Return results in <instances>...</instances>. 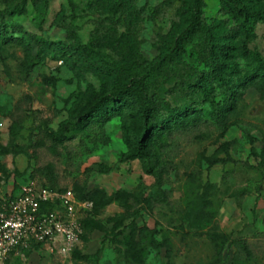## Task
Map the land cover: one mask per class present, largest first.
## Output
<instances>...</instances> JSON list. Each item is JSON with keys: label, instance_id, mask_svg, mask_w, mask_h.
<instances>
[{"label": "rangeland", "instance_id": "374dc122", "mask_svg": "<svg viewBox=\"0 0 264 264\" xmlns=\"http://www.w3.org/2000/svg\"><path fill=\"white\" fill-rule=\"evenodd\" d=\"M20 1L0 0V13L10 11ZM240 2L250 11L264 8V0ZM24 9V13L14 15L7 22L9 32H17L13 35L21 43L0 41V123L3 124L0 145L24 146L26 154L0 156L1 164L10 174L0 182V196L18 194L20 187L30 180L48 187V178L36 170L43 174L50 171L57 189L70 188L75 180L82 179L90 186L104 189L108 195L117 190L132 191L140 179L150 187L154 179L143 173L142 162L124 161L136 144L130 122L133 107L110 111L103 124L109 140L105 146H92L77 136L66 142L58 155H52L36 145V141L45 130L56 133L64 124L75 123L93 94L109 99L119 80L139 79L146 84L152 81L167 100L171 102L175 98L173 105L198 108L195 104L198 94L186 95L179 87L172 95L166 93L173 90L175 82L173 75H169L172 55L179 72L189 80L195 81L208 72L207 65L198 59V37L192 36L184 52L176 50L187 28L179 16L180 0H48L45 10L27 0ZM197 10L205 24L215 28L214 42L226 50L225 57H219V68L230 83L251 69L249 54L264 61V23L246 30L241 25L243 16L237 11L228 14L219 0H201ZM143 62L151 66L150 71L142 67ZM44 76L54 78L55 84H43ZM203 85L210 99L221 98V91L209 79ZM16 109L25 119L22 131L12 141L8 134L9 114ZM231 118L234 126L219 142L212 133L194 143L179 142L174 153V170L170 171V181L164 187L170 205H156L150 213L141 212L135 219L139 226L158 225L157 239H169L173 264H208L214 257L213 244L206 236L209 232L228 237L220 264H230L234 253L230 242L236 239L248 241L254 253L252 260L239 264H264V191L258 194L251 189L249 196L236 201L237 193L259 181V171L240 163L208 168L199 158L202 153L206 157L222 158V153H216L218 144L236 141L237 145L229 151L231 158L249 166L258 163L260 144L254 145L256 155L250 154L247 136L257 141L264 139V87L246 88ZM100 165L118 169L99 174ZM206 182L213 185L208 196L210 221L202 229H189L187 215ZM119 213L118 204L112 203L101 219ZM112 238L121 240L122 235L93 233L90 242L82 248V254L90 257L87 262L63 261L49 254L43 245L32 247L23 259L10 257L7 264H127L114 251ZM164 263L163 251L150 252L144 262Z\"/></svg>", "mask_w": 264, "mask_h": 264}, {"label": "trees", "instance_id": "16d2710c", "mask_svg": "<svg viewBox=\"0 0 264 264\" xmlns=\"http://www.w3.org/2000/svg\"><path fill=\"white\" fill-rule=\"evenodd\" d=\"M30 3L45 10L48 0H29ZM227 13L234 15L239 12L244 18L242 27L250 30L258 23H264V8L250 11L241 6V0H219ZM27 0H21L10 11L0 13V41L3 44L14 40L21 43L20 38L13 35L17 32H9L8 21L14 15L24 13V5ZM201 0H180L179 16L187 24L184 31L182 42L176 50L184 52L185 45L192 40V36L199 39L198 59L208 67L207 74H201L195 80H189L177 69L174 56L169 64V75H173V90L166 93L172 95L175 89L183 91L186 95L198 94L199 100L195 102L198 108L188 105L177 106L175 98L173 101L167 100L160 88H156L152 81L146 84L139 79L131 81L119 80L114 88L113 94L109 99L101 97L98 93L93 94L88 102L82 107L77 116V121L72 124H64L56 133L43 131L36 145L44 147L52 155H58L59 149L66 142L73 141L79 136V139L88 144L102 145L108 144L109 140L104 130V121L108 119V114L122 106L133 107L134 113L130 117L131 125L136 134V144L131 153L124 157V161L140 160L142 162V171L145 175L154 179L153 184L148 187L140 179L132 191L117 190L108 195L106 191L98 186H90L85 180H75L71 188L80 201L92 203L91 212L82 219L81 247H78L71 256L74 262H87L90 257L82 254V248L91 240L93 233L116 232L122 235L121 240L112 238L110 243L114 246V251L127 264H144L150 252L160 253L163 251L165 259L164 264L172 263V248L168 238L158 241L159 231L147 226H139L136 223V217L141 212L150 213L156 205H170V197L167 190L164 189L170 181V171L174 170V153L181 140L194 143L203 140L209 133L215 135L217 142L222 140L227 131L234 126L232 114L235 112L239 99L243 96L244 90L254 85L264 87V61L255 55L249 54L251 60V69L244 71L237 77L234 83L223 76L219 68V57H225V48L217 45L214 40L213 26L205 24L197 10ZM174 63V64H173ZM142 67L150 71L151 66L143 62ZM209 81L221 91V98L217 101L210 99L209 93L203 81ZM42 83L53 86L54 78L42 77ZM242 90H235V87ZM208 105L207 108L204 105ZM17 108V107H16ZM107 117V118H106ZM11 121L9 127V137L15 140L23 129L24 114H20L17 109L9 114ZM251 145L250 154H255V143L259 142V154L256 156L258 163L255 166H249L247 162L235 161L231 158L229 151L237 145L236 141L220 142L216 153H222L224 156L206 157L204 153L199 155L200 160L204 161L208 168L215 165L237 164L240 163L250 169H257L260 174L257 183L249 184L247 188L236 194V201L241 202L249 196L251 189L256 193L264 191V139L257 141L247 136ZM26 148L10 143L7 146L0 145V156L25 155ZM118 167H107L100 165L97 169L99 174H110ZM40 176L48 178L50 190L63 191L57 189L55 180L49 172L45 174L35 171ZM15 175H19L14 171ZM201 175V174H199ZM9 172L0 162V182L8 179ZM193 178V174L188 175ZM252 187V188H251ZM213 185L206 182L202 186L201 193L197 196L194 208L187 215V227L189 229H202L210 221L211 212L208 210L210 202L209 193ZM117 203L121 209L118 215L101 219V216L110 204ZM111 225L110 229L108 226ZM214 247V257L208 264H220L222 261V251L228 243L227 235L219 232H209L206 234ZM234 248V253L230 264H239L247 262L254 258L251 244L245 239H236L230 242ZM25 251V255L29 253ZM97 255L95 256V258ZM96 264H98L96 262Z\"/></svg>", "mask_w": 264, "mask_h": 264}, {"label": "built area", "instance_id": "2783aa9c", "mask_svg": "<svg viewBox=\"0 0 264 264\" xmlns=\"http://www.w3.org/2000/svg\"><path fill=\"white\" fill-rule=\"evenodd\" d=\"M91 210L92 203L78 200L71 187L50 190L35 180L16 195L0 196V264L43 245L49 254L70 260L81 245V221Z\"/></svg>", "mask_w": 264, "mask_h": 264}]
</instances>
